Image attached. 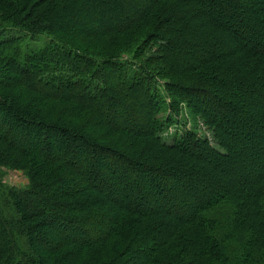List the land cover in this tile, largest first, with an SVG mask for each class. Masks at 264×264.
<instances>
[{
  "label": "trees",
  "instance_id": "1",
  "mask_svg": "<svg viewBox=\"0 0 264 264\" xmlns=\"http://www.w3.org/2000/svg\"><path fill=\"white\" fill-rule=\"evenodd\" d=\"M40 1L0 0V264H264V0H79L75 29Z\"/></svg>",
  "mask_w": 264,
  "mask_h": 264
},
{
  "label": "rangeland",
  "instance_id": "2",
  "mask_svg": "<svg viewBox=\"0 0 264 264\" xmlns=\"http://www.w3.org/2000/svg\"><path fill=\"white\" fill-rule=\"evenodd\" d=\"M45 1L46 0H42V1H40L39 4L40 5H43L45 3ZM63 1H66L67 3L64 6V9L62 11H59V9H58L57 0L52 1L53 2L52 3L53 10H55V12L60 15V18H61L60 25H61V27L62 26L63 27L65 26V27H68L70 29L79 28L80 25L78 24V20L77 21H74V18L76 19L79 16H81V11L78 9V6H77V4L79 3V0L78 1L76 0L74 3L71 2V1H69V0H63ZM47 4L51 6V4H49L48 2L46 3V6H47ZM37 6H39V5H37ZM135 6L140 7L141 4L139 5V3H129L127 6H124V5L121 6V9H123L122 12H127V13H130V14L134 15V14H136L135 13L136 8H138V7H135ZM220 12H222L221 15H220L221 18H224L226 16L229 19H232V17H231V11L229 13H226L225 11L223 12V10H221ZM82 21H84V23H87V25H89L88 23H91V21H89V20H82ZM119 23H120L119 16H117V18L116 17L113 18V20L111 21V24H119ZM261 28L262 27H258L255 30L256 33H255V36L252 38V41H254V42H260L261 41V34L263 33V30ZM36 41L30 42L28 45L25 43V42H28V41H25L24 42V45H27L25 47V49H34L35 46H38V45L42 44V42H43L42 38H39ZM61 41L64 42V40H62V39H61ZM65 41H67L68 43H71L72 45H75V47L77 49L83 50L84 52H87L88 54L89 53H91V54L94 53V55H96V56H100V57L104 56L102 54V52L105 51L104 48L101 49L100 47L97 48V47L93 46L92 41H88L86 44L84 42L82 43V41L79 42L78 40L69 41L66 38H65ZM230 42H231V44L233 46H236L237 45V43H236V41L234 39H232ZM134 46L135 45H133V47ZM129 47H130L129 45L128 46H125V44H123V47L122 48H117V49H115L113 51L114 52V56H118V57H124V56H128V55H129V57L130 56H133L134 53H135V51L137 50L138 46L134 47L132 52H129L128 51V49H130ZM198 48L201 49V46L200 47L198 46ZM155 49H156L155 47H153V49H146V51L144 53L145 56H143L142 59H139V60H143V58H146L147 56L151 55V53L154 52ZM234 54L235 53H231V54L227 55L226 58L229 59ZM218 92L219 91H217V93ZM135 97H136V95L133 93L132 95L127 96L125 98L134 99ZM125 100L126 99H124V101ZM181 110H182L181 111V115H179L178 119L181 120V121H185V124H186L185 125V128H192L193 122L190 119V115H189L188 111L183 106H182ZM4 116H5L4 114H0V118H3L2 120L5 122L4 123L5 128H3V129L0 130L3 133L7 132V127L10 124L9 121L11 119L10 117H7L8 118V122H7V120L5 121ZM82 120L83 119H80V122H82ZM179 123H180V121H179ZM228 126H229V128L231 130H236V131L240 130V133H238V135H240V136L243 137V135L241 133L243 130L240 129L239 126H238V124H235L234 121H232V122H229L228 121ZM195 127H196L195 128L196 131L198 132V134L200 136H205V138H207L209 140L210 144H212L213 146H216V144H215V142H214V140L212 138L211 131H209L208 129H206V127H204L201 122H198L195 125ZM181 128H182V126H180L178 129L181 130ZM23 129L26 130V127L25 126L21 127L20 128V132L21 131L23 132ZM176 129H177L176 126H171L169 128V130L167 131V135L170 136V137H167L168 140L172 137V135L174 134V132L176 131ZM13 132H14L13 133V137H12L13 141L14 142L15 141H19L18 140V138H20L19 135H18L19 134V129L18 130L15 129V130H13ZM41 138H43V137L41 136ZM64 143H65V141L62 142V147L63 148L65 147V144ZM33 145H34V148H36L39 152H41L42 155L45 154L44 145H43L42 142H38L37 141ZM233 146H234L235 149H237L236 148L237 147L236 145H233ZM263 149H264L263 147H260L259 149H251V150L247 151V152H249L248 155H247V157L243 153V156H241L242 157L241 159L242 160L243 159L244 160L246 159L247 161L256 160L259 163L264 164V150ZM85 156H86L85 159H84L85 160V163L86 164L90 163V161H89V153L87 152ZM235 158H236V156L233 155V153H231L227 158H224V159H225V162L226 163L230 164L231 161H234L235 160ZM237 159H239V158L237 157ZM1 169L3 171V178L2 179H3V181H4V183L6 185H8V186H15L16 188H24V187L27 186V184H28V178H27L26 174L24 173V171L21 169V167H14V168L5 167V168H1ZM241 176H244V173L243 172L241 173ZM155 177H157V176H155ZM146 178L147 177L145 176V179ZM37 235H38L39 238L45 239L47 242L50 241V242L53 243V242H56V240H57V236H56L57 234H55V231H53V230L49 231L45 227L44 228L43 227L40 228L37 231Z\"/></svg>",
  "mask_w": 264,
  "mask_h": 264
}]
</instances>
